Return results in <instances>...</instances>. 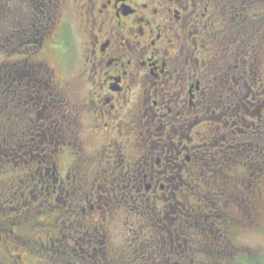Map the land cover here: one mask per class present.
I'll use <instances>...</instances> for the list:
<instances>
[{"label": "flooded vegetation", "instance_id": "1", "mask_svg": "<svg viewBox=\"0 0 264 264\" xmlns=\"http://www.w3.org/2000/svg\"><path fill=\"white\" fill-rule=\"evenodd\" d=\"M79 1L81 88L60 85L37 62L52 84L50 107L33 111L27 98L40 96L41 84L34 92L22 84V142L3 148L5 160L20 163L19 183L33 187L31 200L54 196V232L36 243L10 239L25 221L43 228L41 209L0 225L7 264L22 261L12 252L20 244L40 246L53 264L224 261L235 221L222 218V191L206 188L222 186L225 168L247 154L249 109L264 111L251 47L264 43V0ZM63 13L60 0H5L0 27L19 34L31 59V49L38 56L54 28L66 27Z\"/></svg>", "mask_w": 264, "mask_h": 264}, {"label": "rangeland", "instance_id": "2", "mask_svg": "<svg viewBox=\"0 0 264 264\" xmlns=\"http://www.w3.org/2000/svg\"><path fill=\"white\" fill-rule=\"evenodd\" d=\"M60 1L64 13L59 20L60 22L64 20L66 24L63 25L66 27L54 28V36L49 35L46 38L42 52L37 56L38 61L36 60V62L45 66L47 63V66L54 71L56 81L60 85L69 86L81 81L79 86L81 88L85 68L83 33L78 24L74 23V20L76 22L74 17V15L76 16V7L73 0ZM81 1L78 2V6L82 5L83 1ZM0 2L5 4V0H0ZM257 42L258 40H255L251 43V47L253 46L252 54L257 57L259 55L255 67L260 69V76L264 80V43L257 48ZM15 50L17 49H9L5 52L4 40L0 37V66L6 61L14 63L19 60V52L17 53ZM10 51L12 53H8ZM0 104H2L1 101ZM0 107L2 106L0 105ZM63 107L62 111L68 107L67 103L64 102ZM6 108L8 110L7 106ZM249 110L247 114L250 118V125L248 123L246 127L242 125L249 130L250 145L247 154L245 156L240 155L238 165L234 163L232 169L225 168L222 186L206 188L207 193L212 196L222 191L221 196L224 199L222 218H233L235 221L233 248L228 252L225 251L224 261L217 264H264V111L261 116V110L257 106L251 107ZM240 123L242 122L240 121ZM1 130L2 124H0V225L4 226L10 221H17L28 209H41L44 213L39 215L38 221H42L43 228L39 227L40 230H32L30 229L31 225L25 221L22 225L12 226L14 234L10 235V239L14 240L15 236L19 235L25 241L36 243L41 237L39 234H41L45 241L47 234L52 233L51 235H53L54 232V196L50 197L44 192V195H41L40 191L39 198L36 201L31 200L28 191L33 187L29 188L22 183L20 184L18 180L24 179L22 177L24 172L13 169L14 165L20 169V163H13L10 159L3 160L5 150L1 149ZM61 166L63 171L62 162ZM228 166L231 167L230 164ZM20 191L24 193L22 196ZM244 192L245 194H243ZM46 201H49V205L45 204ZM19 202L22 206L18 208L16 205H19ZM4 220L7 221L4 222ZM10 223L8 224L9 228L11 227ZM2 236L5 238L4 233ZM18 246L20 249L12 252L15 255L22 254L23 258L21 262H16V257L15 259L10 258L12 264H53L47 257V252L42 251L40 246L36 245L33 249L27 244H24V248H21V244ZM3 247L4 243L0 242V264H7L9 258L1 251ZM43 252L44 255L42 256ZM203 254L207 253L204 252Z\"/></svg>", "mask_w": 264, "mask_h": 264}, {"label": "trees", "instance_id": "3", "mask_svg": "<svg viewBox=\"0 0 264 264\" xmlns=\"http://www.w3.org/2000/svg\"><path fill=\"white\" fill-rule=\"evenodd\" d=\"M2 29V30H1ZM0 37L4 40V50L5 52L9 49L16 48L17 53L19 52V60L14 63H10L8 61L4 62L2 66H0V101L2 104H0L2 107H0V124H2V142H1V149L5 148L9 143H14L16 146L15 148L19 147L21 145L22 139L20 138V117L22 115V90L21 85L26 84L31 87V91L34 92V89H38V86L35 87V84H41V95H33V101H31V98H27L28 106L32 107L33 111H36L34 108V104L38 105L37 111L44 112L45 109L50 107L51 103V82H47V72L43 68L42 65L35 62V58L37 57L38 50H30L31 59L24 56V52L29 53L28 46L25 43L18 42L17 38L19 36L18 33L13 30H9L4 27H0ZM9 31V32H8ZM8 36H11V38H8ZM17 40V41H16ZM8 53H12L11 51ZM34 70V72H33ZM25 72V73H24ZM34 73H37L38 78L34 75ZM40 82L39 80L41 79ZM45 80V81H43ZM50 83V86L48 84ZM55 87V82H54ZM52 88V87H51ZM8 90L10 91V95L8 93ZM7 103L9 105V109L7 110L6 106ZM11 119V120H10ZM12 127V130L9 131L6 127L9 126ZM12 132V133H11ZM21 139V140H20ZM32 141L29 144L30 147L32 146ZM6 145V146H5ZM55 146V141H54ZM8 148V147H7ZM5 150V149H4ZM50 152V153H49ZM44 156L51 157L53 154L51 153V147L47 148L44 153ZM5 159V153L3 155V160Z\"/></svg>", "mask_w": 264, "mask_h": 264}]
</instances>
